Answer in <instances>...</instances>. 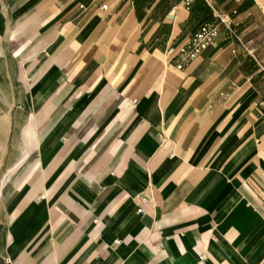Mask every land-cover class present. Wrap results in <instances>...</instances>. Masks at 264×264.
<instances>
[{
  "label": "crops",
  "instance_id": "0c3cea01",
  "mask_svg": "<svg viewBox=\"0 0 264 264\" xmlns=\"http://www.w3.org/2000/svg\"><path fill=\"white\" fill-rule=\"evenodd\" d=\"M254 2L0 0V264H264Z\"/></svg>",
  "mask_w": 264,
  "mask_h": 264
},
{
  "label": "built area",
  "instance_id": "2783aa9c",
  "mask_svg": "<svg viewBox=\"0 0 264 264\" xmlns=\"http://www.w3.org/2000/svg\"><path fill=\"white\" fill-rule=\"evenodd\" d=\"M195 0H185L186 9H190L192 3ZM209 6L214 7L215 0H204ZM239 1V0H236ZM106 8V5L103 6ZM237 14V9H233L229 12H219L217 14L218 21H206L200 25V27L192 33L186 41H184L179 46L170 45L165 49V55L167 57H172L177 55L179 57V63L177 68L181 69L187 63L193 61L198 55H200L209 45L214 43L217 36L220 33V26L223 25L232 36H236L239 39V44L243 47V51L247 55H252L254 57L253 49H250L249 45L242 41L232 29L235 24L233 21V16ZM250 42V41H249ZM135 102V100H133ZM44 196V195H42ZM142 212V209H139ZM204 260V257L201 259Z\"/></svg>",
  "mask_w": 264,
  "mask_h": 264
},
{
  "label": "rangeland",
  "instance_id": "374dc122",
  "mask_svg": "<svg viewBox=\"0 0 264 264\" xmlns=\"http://www.w3.org/2000/svg\"><path fill=\"white\" fill-rule=\"evenodd\" d=\"M254 1L256 5L254 4V7L248 10L249 12L246 14V18L234 24L232 29H234L235 34L242 41L249 45L250 49H253L254 57L252 55H248V57H250L257 66L264 68V0ZM233 37L237 41L238 47L244 50L239 44V39L236 38V36Z\"/></svg>",
  "mask_w": 264,
  "mask_h": 264
},
{
  "label": "bare ground",
  "instance_id": "6f19581e",
  "mask_svg": "<svg viewBox=\"0 0 264 264\" xmlns=\"http://www.w3.org/2000/svg\"><path fill=\"white\" fill-rule=\"evenodd\" d=\"M262 1V0H261Z\"/></svg>",
  "mask_w": 264,
  "mask_h": 264
}]
</instances>
